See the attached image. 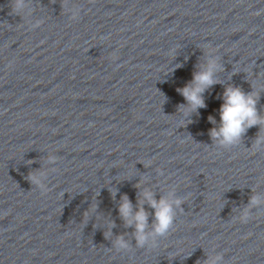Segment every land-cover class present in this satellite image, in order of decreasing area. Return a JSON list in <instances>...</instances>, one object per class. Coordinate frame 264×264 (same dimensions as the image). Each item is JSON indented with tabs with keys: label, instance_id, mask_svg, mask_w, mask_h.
<instances>
[{
	"label": "clouds",
	"instance_id": "9594fccd",
	"mask_svg": "<svg viewBox=\"0 0 264 264\" xmlns=\"http://www.w3.org/2000/svg\"><path fill=\"white\" fill-rule=\"evenodd\" d=\"M69 2L70 0H64L62 7H66L71 13L70 18L75 20L79 17L80 10L72 6L69 7ZM30 5V0H11L13 13L20 16L25 12L31 16ZM42 23V20L37 19L35 23L31 24V28H38ZM205 55L206 62L198 65V70L193 73L192 80L184 87L177 89L186 101V104L178 106V111L186 112L185 117L191 116L192 113H198L199 109L206 108L204 93L213 85L221 83L216 77L217 72L222 69L220 57L215 54L214 49L209 50ZM260 91H264V86ZM260 91L252 88V91L246 93L241 87L234 85H229L224 89L220 97L223 103L219 108V124L209 130V136L214 144L224 148L237 146L250 128L258 127L259 131L253 141L252 149L255 151L264 150V135H262L264 133V115H261L257 109ZM208 120L213 125L217 124L215 117L211 115ZM48 160L54 165L57 162V157L51 154ZM55 170V168L51 169V171ZM159 174L163 175V172L160 171ZM28 179L32 185L38 186L42 191L47 190V185L44 182L45 173H31ZM136 187L140 188L141 184L138 183ZM116 191L115 189L111 190L113 199L116 196ZM184 202V199L176 195L175 189L157 199L155 192L149 188H143L139 193L135 207L126 194L121 196L118 212L125 226L134 228L133 238L137 248L156 247L159 238L166 237L173 230L177 209L181 208ZM145 204L154 210L150 230L149 212L146 210ZM261 206H264V197L258 194L252 195L238 219L242 223H247L251 218V210ZM111 227H115V222H111ZM105 236L106 238L110 236V232ZM113 247L118 251H125L131 248V244L123 235H120L113 241ZM206 264H224L223 253L209 258Z\"/></svg>",
	"mask_w": 264,
	"mask_h": 264
}]
</instances>
